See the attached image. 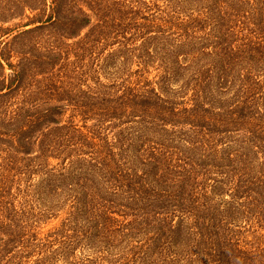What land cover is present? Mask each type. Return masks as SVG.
<instances>
[{
    "label": "trees",
    "instance_id": "1",
    "mask_svg": "<svg viewBox=\"0 0 264 264\" xmlns=\"http://www.w3.org/2000/svg\"><path fill=\"white\" fill-rule=\"evenodd\" d=\"M8 1L0 264H264V0Z\"/></svg>",
    "mask_w": 264,
    "mask_h": 264
},
{
    "label": "rangeland",
    "instance_id": "2",
    "mask_svg": "<svg viewBox=\"0 0 264 264\" xmlns=\"http://www.w3.org/2000/svg\"><path fill=\"white\" fill-rule=\"evenodd\" d=\"M11 3V1L9 2L8 0L7 1H5V0H0V9L1 8H5L4 6L5 5H8V4H10ZM49 7H50V0H47V9H46V11H45V16L47 17L48 15H49V13H50V9H49ZM36 12H39V11H36ZM36 12H31V11H28L27 12V16L28 17H30V19L35 15V13ZM45 17V18H46ZM26 21L27 20H25L23 23H21V24H19V25H23V24H25L26 23ZM18 23V21L17 20H15V21H12V22H10V23H8V24H5V26H12V27H14V25H16ZM1 25V24H0ZM30 27L28 26V27H21V28H19V29H17V30H15L14 32H12V33H10V34H8V35H6V36H4V37H2V38H0V42L1 41H3V40H5V39H7V37H8V39H10V38H12L18 31H24V30H26V29H29ZM10 36V37H9ZM6 41V40H5ZM35 41V43H37L38 42V46H39V48L41 47V48H46L47 49V47L49 46V45H51V42H56L55 41V38H50L49 36H47V37H45V35H43V36H41V37H38V36H34L33 38H31L30 40H27V42H29L30 43V47H31V45H32V42H34ZM34 43V44H35ZM69 43H71V41H69ZM53 44V43H52ZM38 48V49H39ZM46 49H43V51H42V53H44L45 51H46ZM71 57H73V56H71ZM72 59L74 60V58H70L69 59V61H68V63H70V62H72ZM13 64H16V60H14L13 61ZM64 64V63H63ZM61 65L59 64V65H57V69H56V72L57 73H59L60 74V76H62L63 75V73L64 72H67L66 70H65V67H64V65H63V68H59ZM67 66H68V64H67ZM70 68L72 67V65H70L69 66ZM101 66H99V67H97L96 65H95V63H93L92 62V60L91 59H87V66H86V68H85V70L86 71H88V69H90V71H92L93 72V70L94 69H99ZM6 74L7 75H10V73H11V70L8 68V66L6 65ZM92 77V76H91ZM57 224V222H52V223H50L49 225H47V227H45V231H48V230H50L51 228H53L55 225Z\"/></svg>",
    "mask_w": 264,
    "mask_h": 264
}]
</instances>
